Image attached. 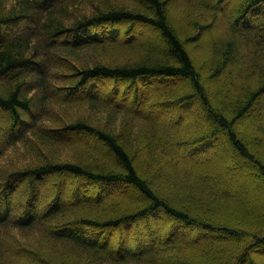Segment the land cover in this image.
<instances>
[{"label": "trees", "instance_id": "obj_1", "mask_svg": "<svg viewBox=\"0 0 264 264\" xmlns=\"http://www.w3.org/2000/svg\"><path fill=\"white\" fill-rule=\"evenodd\" d=\"M170 6L171 0H0V124L31 133L44 152L59 138L42 132L53 122L55 133L87 137L94 151L88 160H59L33 147L36 158L11 164L4 153L21 139L2 150L8 135L1 138L0 126V227L37 235L33 242L25 235L18 247L0 240V264H264V199L247 201L217 172L177 154L182 148L184 156L201 155L221 135L264 177L256 151L264 147V106L252 115L264 100V0H237L226 32L210 36L211 58L199 60L191 48L215 29L218 9L191 35ZM141 24L154 34L134 43ZM110 43L130 55L106 60L113 52L100 49ZM193 105L202 116L192 115ZM156 106L174 108L177 126L150 121L148 108ZM243 122L250 134L241 133ZM198 128L211 135L198 138ZM40 179L51 186L38 188ZM142 231L149 241L141 243ZM137 232L140 243H133ZM15 249L20 255L12 260Z\"/></svg>", "mask_w": 264, "mask_h": 264}, {"label": "rangeland", "instance_id": "obj_2", "mask_svg": "<svg viewBox=\"0 0 264 264\" xmlns=\"http://www.w3.org/2000/svg\"><path fill=\"white\" fill-rule=\"evenodd\" d=\"M237 0H226L223 3H217V0H171V12L172 15L178 20L181 29H183L186 33L191 34V35H197L198 31H200V27L203 23H211L214 21L215 14L214 10L211 9H218L219 11V16H218V21H217V26L215 29L211 32V34H205L202 43L198 44V48H196V45H193L191 50L193 51V55L195 60L200 57L210 59V51H209V45H210V36H216V35H223L226 32V28L228 26V19L226 17L228 16L229 12L231 9L234 7L235 3ZM215 5L216 8H213L212 6ZM255 19H257V16L253 15ZM261 19H264L262 17ZM258 19V20H261ZM213 20V21H212ZM137 32L139 35L138 37H135V42L138 43L139 36L140 35H153L154 30L151 28H148L147 26L144 25H138ZM124 32L121 33L120 37H123ZM128 36V35H127ZM126 36V37H127ZM132 44V43H130ZM117 44H109L108 47H103L100 49V51H104V53L108 51H112L113 54H109L106 56V60H112L115 59V56L118 55H130V54H125V49L117 48ZM125 52V53H124ZM104 53L102 55H104ZM111 53V52H110ZM72 60L69 58L68 65H71ZM260 66L264 69V63H260ZM60 72L59 70H55L54 73ZM68 72H64L66 74ZM58 80H55L54 83H58ZM61 83V82H59ZM110 84L111 81H108ZM107 82L105 84H101V89H103L105 92H108L109 90V85ZM62 85V84H58ZM211 84H209L210 86ZM213 86V85H212ZM211 86V87H212ZM111 88V86H110ZM123 91V87H122ZM52 96V94H51ZM130 97L131 93H128L126 98H125V103L130 104ZM53 98V97H52ZM121 99V96H120ZM144 99V98H142ZM150 100V99H147ZM141 103V101H140ZM74 106H77V110L86 113L85 109L81 108V106L73 104ZM264 106V100L259 102L258 105L254 108L252 111V115L254 116L256 114L257 110H262L261 106ZM148 108V107H147ZM148 111H153L155 115H152L151 118H148L150 121L153 119L156 122L160 123H169L177 126L176 119L174 117L177 115L176 110L174 108H170V106L164 107V106H156V107H150L148 108ZM154 109V110H153ZM192 111V115L198 117V115L201 116L203 115V112H201L200 107L196 105H193L190 108ZM42 112V108L40 110ZM47 113L50 115L56 117L57 119L62 116V110H59L57 108H47L46 109ZM152 114V112H150ZM1 114V113H0ZM3 114L0 115V117ZM184 117V116H183ZM1 127V138L3 139L6 135L8 137H11V139H3L4 145L2 146V150L5 149L7 146V142L12 139L20 138L17 142V144L13 147H9L5 151V157L4 161L9 162L11 164H14L15 162H22L24 159H30V158H36L34 156V151L33 147H35L37 150L40 151V155L49 156L53 159H59V160H88L85 156L91 155L94 156V151H90V147L88 145V138L84 137L82 135H77L76 134H61V133H55L52 128L54 129L56 126L52 123H46L42 124V132H45L48 134L49 139H54V135H58L59 138H56L54 145L49 148L50 146L44 147V152L41 151L38 145H41L37 140L36 137L31 136V133H12L11 130L8 131V128L4 126L2 123L0 124ZM171 125V126H172ZM251 124L243 122L239 126V129L242 134H250L251 133ZM56 129H59L56 128ZM61 130V128H60ZM254 132V131H252ZM211 132L210 131H205L201 132L198 128V138L203 137V136H210ZM214 139V146L209 147L208 150L205 152H202L201 155H188L184 156L183 153L185 152L184 149H177V154L183 160L185 163H188L189 161H196L198 164H202L204 167L208 169L209 173H218L220 180H227L229 183V189L231 191L235 192V194L241 195L244 199L247 201L252 200V199H264V177L260 175V173L253 167L251 160L243 157H239L238 154L231 152L230 145L226 139H224L223 136H219L217 138H212ZM14 141V140H12ZM24 141V142H23ZM32 147V148H31ZM257 153L260 154L261 156L264 157V147H258L256 149ZM199 156V157H198ZM5 162L2 164L4 166ZM38 188L41 186L43 189H48L50 184H42V179L38 181ZM91 188L93 187V184L90 183ZM25 189V185H22L19 190H18V196L19 193H23ZM224 187H222L223 191ZM130 194V193H128ZM135 196V193H134ZM126 199H131V197H123L121 200H126ZM51 198L49 199V201ZM48 200L45 201V203L49 202ZM161 221H163V225L165 228V223L162 219V217L159 218ZM158 218L155 220H152L151 224L157 225V222H160ZM148 225V224H147ZM147 227V226H146ZM10 228V229H9ZM42 228V226L40 227ZM9 229V230H8ZM120 229H115V241L112 245L114 250H119V246L121 241L119 240L121 235H120ZM144 230V229H143ZM165 231V229H164ZM9 233V234H8ZM162 233V232H161ZM158 236L159 238L162 236V234ZM138 232L135 235V239L132 241L133 243L138 242L140 243L139 237H138ZM25 235H28L29 239L33 242L35 241L37 235L35 233H30L26 230H19L16 227H0V240L8 242H3V245L5 248H9V243L13 247H18V244L20 241L25 242ZM134 235V234H131ZM5 236H7L5 238ZM24 237V238H23ZM187 238V237H185ZM217 239V238H215ZM150 240V236L148 234H145L144 231H142V238H141V243L147 242ZM132 243V244H133ZM22 248V247H19ZM18 249V248H17ZM20 255L18 251L13 252L11 259H15L16 256Z\"/></svg>", "mask_w": 264, "mask_h": 264}]
</instances>
